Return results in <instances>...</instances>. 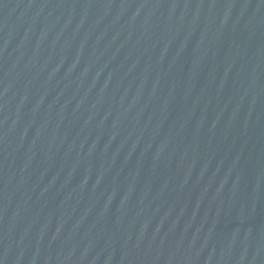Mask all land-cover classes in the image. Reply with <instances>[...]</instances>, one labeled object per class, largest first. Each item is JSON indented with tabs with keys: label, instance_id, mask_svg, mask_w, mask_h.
<instances>
[{
	"label": "water",
	"instance_id": "water-1",
	"mask_svg": "<svg viewBox=\"0 0 264 264\" xmlns=\"http://www.w3.org/2000/svg\"><path fill=\"white\" fill-rule=\"evenodd\" d=\"M0 264H264V0H0Z\"/></svg>",
	"mask_w": 264,
	"mask_h": 264
}]
</instances>
